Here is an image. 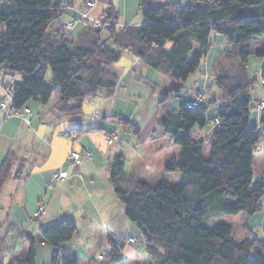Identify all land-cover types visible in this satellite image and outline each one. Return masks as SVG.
<instances>
[{
    "label": "trees",
    "instance_id": "16d2710c",
    "mask_svg": "<svg viewBox=\"0 0 264 264\" xmlns=\"http://www.w3.org/2000/svg\"><path fill=\"white\" fill-rule=\"evenodd\" d=\"M69 5L70 0L0 2V73L20 77L4 86L13 92L12 109L19 111L29 101L47 104L55 91L62 101H81L99 88L106 90L104 98L111 97L115 81L105 68L129 50L135 57L133 69H154L162 85L163 95L147 139L169 136L179 153L167 169L178 170L186 178L176 185L137 181L124 189L119 185L124 175L122 157L114 159L115 196L124 206L125 217L142 231L148 258L153 264H264L263 240L236 242L232 227L216 221L240 213L253 216L262 209L264 138L258 128L248 126V90L255 81L248 77L246 66L250 39L264 37V0H193L191 5L165 1L153 7L141 2L138 11L145 21L138 27L119 26L118 13L109 3L98 17L102 26L85 27L90 36L86 42L93 43L86 46L72 41L56 21ZM101 30L107 31L103 45L97 44L99 34L91 37V31ZM211 31L235 48L218 58L226 57L229 67L216 62L212 71L226 104L212 119H207L205 110L187 103L177 110L167 109L169 95L179 92L172 81L184 82L199 68ZM260 55L264 57V50ZM234 57L239 60L236 71L230 68ZM47 73L51 85L45 82ZM260 73L264 79V61ZM78 109L62 108L60 112L75 116ZM215 119L218 122L213 124ZM209 124L214 125L210 138L193 136L195 127ZM259 126H264V106ZM132 130L138 134L137 127ZM16 162L12 153L3 158L0 191L7 180L19 178L21 169L14 172ZM205 218L215 220L212 228L203 223ZM77 233L69 219L41 227L36 235L22 232L19 236L28 244L26 254L12 258L9 264H35L37 243L51 248L50 264H79L62 249ZM118 250L111 247L108 252L114 263L124 259Z\"/></svg>",
    "mask_w": 264,
    "mask_h": 264
},
{
    "label": "rangeland",
    "instance_id": "374dc122",
    "mask_svg": "<svg viewBox=\"0 0 264 264\" xmlns=\"http://www.w3.org/2000/svg\"><path fill=\"white\" fill-rule=\"evenodd\" d=\"M82 1L83 0H79L80 3ZM165 1L166 0H98L96 9L98 12L97 14L100 15L104 10V6L111 3L116 9V12L121 11L118 17L119 26L125 24L126 26L138 27L142 26L145 21L138 11V6L141 2L153 7L159 2ZM170 1L180 2L183 5H191L193 3V0ZM232 1L235 2V0ZM98 34L100 38L97 39V44H105L107 31H91L92 38L97 37ZM90 44L93 43H87L86 41L77 42V45L86 46ZM263 50L264 37L250 39L246 72L248 77L255 81L248 90L250 98L248 126L249 128H258L264 138V126H259V114L262 109L258 107L259 102L262 103L264 100V79L260 73V66L264 61V57L261 56L260 53ZM232 51H235L232 44L222 35L211 31L209 34L208 51L201 60L199 68L184 82L172 81V85L179 88V92L170 94L164 106H166L167 109L177 110L182 104H186L187 101H189L187 103L189 106V103L192 104L195 98H199L200 104L197 108L205 110L207 119L216 117L217 112L223 108L227 101L222 97L221 91L215 86L212 71L216 62L218 65L224 63L225 65L223 67L228 68L229 64L225 63L227 61L226 57L219 61L218 58L230 54ZM134 60L135 57L133 54L129 50H125L121 53L118 61L105 68V72L109 73L115 81L113 95L109 97V100H103V95L106 91L103 88H99V92L94 95L85 96L81 101L71 99L59 102V100L56 99L58 92L55 91L49 103L51 106L50 111L54 110V107H52L53 103L59 102V110L62 108L74 109L75 107H79L77 115H63L66 118L68 117L70 121L73 120L74 124L78 121L88 123L95 115L99 117L100 123L105 119H107L108 122L110 121L109 126H107L112 128L111 130L115 131L123 142V144L120 143V146L123 147L121 153L124 164L123 171H125V173L119 183L122 188L130 189L132 187L130 185H133L137 181L145 182L149 185H154L159 181H164L168 185L179 184L185 181L186 178L178 170L171 171L167 169L172 160L171 158L177 157L179 147L170 141L169 136L147 139L149 130L155 121L157 113L156 106L159 105V101L163 95L158 73L150 67H144L139 71L133 69ZM231 63L232 65L230 68L236 71L239 65L238 58H232ZM216 69L220 68L218 67ZM4 78L5 77L0 73V81ZM48 79L49 74L47 73L45 82L51 85ZM79 88L82 87L79 86ZM49 115L50 117L54 116L55 112L49 113ZM39 118L45 119L44 115H41ZM45 120H48V117H46ZM104 126L107 127L106 125ZM132 126L138 128V134L133 132ZM69 128L70 126L66 128L68 132H70ZM59 129L60 128H58V130ZM197 129L199 128L195 127L193 132L195 138L198 137L195 133ZM60 140V134L57 133L56 138H53L52 142L54 144H59V142H62V140ZM72 144L75 146V139ZM24 158L26 159L29 157ZM9 181L10 182H8L6 186L4 184L0 191V264H9L11 258L15 256L19 258L24 257L27 250V243L23 241L22 238L18 237V234L22 233V231L30 234L38 232V221H41L40 218L36 221L30 220L33 218V211L29 209V206L28 210L26 209V205H24L22 208L25 209L22 213L19 211L18 207H21L19 204L24 200L25 191L22 185H20L18 188L19 190H17L16 184H11L12 178H10ZM111 190V192H107L105 193L106 195H104L112 201L111 208L116 212L117 216L120 214L122 215V217H115V219L117 226L122 228L119 233L121 236L117 239L120 242L125 241V248L122 253L124 256L123 262L114 263L109 260L110 257L108 256V252H110V248L108 250V247L99 236V227L102 223L98 217L94 219L91 218V224L94 225L97 234L88 239H83L79 236L78 232L77 237L71 240L72 244L70 247H68V243L63 245V252L73 254L78 259L79 264H153L151 259L141 260L142 262L135 260V258H143L145 256L142 231L138 228L137 224L129 221L125 217L124 206L117 200L114 189L112 188ZM29 198L28 202L31 200L30 195ZM261 204V211L253 218L240 213L238 215L222 216L216 221L229 224L232 227V236L236 242L246 238H259L264 241V197L261 199ZM123 221H125V224L122 227ZM214 222L215 220L209 218H205L203 221L209 228L214 226ZM102 225L104 227V224ZM245 225L246 227L248 226V229H251V233L245 231ZM128 238L133 241L126 242ZM44 253L46 254L47 252ZM50 255L51 250L46 255H43L41 252L38 253L37 258L35 256V264H50Z\"/></svg>",
    "mask_w": 264,
    "mask_h": 264
},
{
    "label": "crops",
    "instance_id": "0c3cea01",
    "mask_svg": "<svg viewBox=\"0 0 264 264\" xmlns=\"http://www.w3.org/2000/svg\"><path fill=\"white\" fill-rule=\"evenodd\" d=\"M2 1L9 0H0V2ZM97 3L98 0L90 11V16L94 18L99 17L96 9ZM83 7L84 0L81 3L79 0H70V5L63 9L61 16L56 21L62 25L72 18H77ZM106 7L107 5L104 6V9ZM117 13L120 16L121 11H117ZM86 30L83 25L78 24L70 34L71 40L75 42L86 41L90 38L86 34ZM5 78L0 81V97L6 91L4 86L12 81H20L19 76H5ZM56 99L59 102L62 101L59 93ZM50 100L44 105L34 101H29L26 104L30 109L29 117L32 122L30 126L24 123L21 115L5 118L2 111H0V164L8 153H12L17 159L14 172L16 173L21 169V174L17 180L12 178L11 184H16L17 190L22 185L25 191L24 200L21 202L22 204H19L21 207H18L19 211L22 213L25 209L22 206L26 205L27 210L29 206V209L33 211V218L30 220L36 221L39 218L41 220L38 221V230L61 219H69L75 224L79 236L83 239H88L97 234L94 225L91 224V218L98 217L100 222L104 224V227L102 224L99 227V236L108 247V250L111 247H117L123 253L125 241L120 242L117 239L121 236L119 233L122 228L117 226L115 219V217H122V215L117 216L111 208L112 201L105 197V193L111 192L112 188L114 189L111 181V166L116 157H122L121 149L123 147L120 146V143L123 144V142L116 132L108 127L110 121L108 122L107 119L100 123L99 117L95 115L88 123L78 121L74 124L73 120L72 122L68 117L66 118L61 114L58 106L59 102H54L52 106L54 110L50 111ZM103 100L106 101L109 98H103ZM52 112H55V115L50 117L49 113ZM41 115H44L45 119L48 117V120L40 119ZM104 125L108 126L105 127ZM68 126H70V132L66 129ZM58 128L60 129L58 130ZM213 128L209 124V126L206 125L197 129L195 133L198 137L196 138H210ZM57 133L60 134L62 142L54 144L52 139L56 138ZM111 134L116 135V139L108 143L107 137ZM74 139L76 144L73 149L78 153L79 159L76 162H71L67 160V155L72 149ZM87 150L91 151V158L86 155ZM24 157L29 158L25 159ZM177 157L171 159L176 160ZM123 167L124 164L122 169ZM60 171H65L67 176L64 179L54 178V174ZM8 182L10 181L7 180L5 186ZM29 195L31 200L28 202ZM39 202L44 204V209L36 213L35 210ZM257 214L250 218L255 217ZM124 224L125 221H123L122 227ZM245 228L247 233H251L248 226L245 225ZM37 233L28 234L36 235ZM19 234L18 237H20ZM130 240V238L126 239V242H131ZM23 241L25 240L23 239ZM68 244V247H70L71 241ZM26 247L28 248V244H26ZM50 250L51 248L45 244L37 243L34 246L36 258L38 253L41 252L46 255ZM144 259L149 260L146 252L143 258H135L139 262Z\"/></svg>",
    "mask_w": 264,
    "mask_h": 264
},
{
    "label": "built area",
    "instance_id": "2783aa9c",
    "mask_svg": "<svg viewBox=\"0 0 264 264\" xmlns=\"http://www.w3.org/2000/svg\"><path fill=\"white\" fill-rule=\"evenodd\" d=\"M96 1L97 0H86L84 2L83 10L80 12L79 16L77 18H72L67 22H65L64 24H62V29L65 31V33L70 34L78 24H81L83 26H90L92 28H100L102 26L103 23L101 20L90 16V11L94 8ZM12 93H13L12 90L5 91L3 97L0 98V111H2L5 118H9L15 115H21L24 123L30 126L32 123L31 119L28 117V115L30 114V109L28 107H24L19 111L13 110L11 107V100L13 97ZM199 104H200V99L195 98L192 104L189 103V106H198ZM263 106L264 103L262 102L258 107L262 109ZM217 122H218L217 119L213 120V124ZM115 139H116V135L113 134L108 135L107 142L111 143ZM73 147L74 144L72 146V149L68 152L67 160L71 162H76L79 156L76 153V151L73 149ZM90 153H91L90 150H87L86 155L89 158L91 157ZM66 176L67 173L65 171H60L54 174V178L56 179H64ZM43 209H44V204L39 203L36 213L43 211ZM130 241H132V239Z\"/></svg>",
    "mask_w": 264,
    "mask_h": 264
}]
</instances>
